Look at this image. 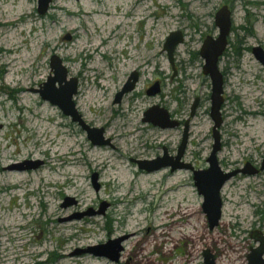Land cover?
<instances>
[{
  "label": "rangeland",
  "instance_id": "1",
  "mask_svg": "<svg viewBox=\"0 0 264 264\" xmlns=\"http://www.w3.org/2000/svg\"><path fill=\"white\" fill-rule=\"evenodd\" d=\"M223 6L232 10L233 25L219 60L225 100L217 159L231 172L264 160V64L252 50L264 49V0H52L45 15L39 0H0V264H205L206 255L215 264H250L264 236V171L226 183L220 224L211 229L193 170L147 172L138 162L166 151L176 156L190 120L182 160L195 169L209 166L213 84L200 49L208 36L218 37L215 16ZM175 31L185 40L174 70L163 49ZM52 56L79 80L77 110L92 128L104 129L110 144L91 143L77 122L41 97L38 89L54 75ZM134 70L141 76L135 91L116 104ZM156 81L161 92L149 96ZM155 105L179 127L144 122ZM103 160L128 167L127 181L117 180L116 166L103 170ZM24 162L41 164L10 168ZM145 176L153 178L145 184ZM165 209L175 215L158 232ZM134 217L141 220L135 237ZM120 246L119 262L96 255Z\"/></svg>",
  "mask_w": 264,
  "mask_h": 264
},
{
  "label": "water",
  "instance_id": "2",
  "mask_svg": "<svg viewBox=\"0 0 264 264\" xmlns=\"http://www.w3.org/2000/svg\"><path fill=\"white\" fill-rule=\"evenodd\" d=\"M52 0H39V13L45 15L49 10ZM215 24L220 30L217 38L208 36L204 41L203 46L200 49L201 56L205 60V65L203 68V73L210 75L213 88H212V107L211 116L214 121L213 125V137L215 142L212 146L213 151L211 155L207 158L209 166L203 169H195L190 163L184 162L182 158L184 157L187 147L190 141V120H188L184 125V132L182 136V141L178 147V153L176 156H169L168 151L165 152L163 157H159L157 160L149 161H138L139 166L142 170L147 172L160 170L161 168H171V171L187 169L193 170V178L197 186L198 192L204 197V210L208 214V220L210 223V228L214 229L219 225V221L222 217L223 201L221 198V190L225 184L235 177L237 174H250L256 175L260 171H264V160L259 168H255L250 163H248L244 169H236L235 171H225L221 169L219 164V159H217L218 153L222 150L221 142L222 137L220 135V130L223 124L222 107L224 103V74L219 70V59L226 52L225 50L229 46V36L232 33V10L223 6L217 11L215 16ZM185 40L182 31H175L171 33L164 45L163 52H167L169 56V61L173 65L175 70V51L178 45L183 44ZM256 58L264 64V49L261 47L252 48ZM51 69L54 75L48 77V82H45L41 89H38L43 100L52 102L54 105L58 106L62 112L72 119L73 122H77L82 129L88 133V137L91 143L96 145L110 144V139L104 137V129H99L91 127L86 121L83 120L80 112L77 110L76 101L74 97L79 93V80L75 77L68 78V69L63 64V60L57 56H52L50 61ZM140 76L139 72L134 70L129 76V79L122 87L123 89L118 92L115 96V103L121 104L124 100V96L135 91L136 84L139 82ZM161 92V86L158 81L152 85L151 88L147 90L149 96H156ZM199 100H196L192 105V110L190 113L191 117H194L198 109ZM144 122H149L156 127L162 129L176 128L179 127L180 121L171 117L169 110L160 105L152 106L148 109L144 115ZM3 126L0 125V131ZM41 163L24 162L20 165H14L13 168L31 169L32 167H37ZM97 175L94 178V185H97ZM262 240V245L259 248L253 249V253L249 255L250 264H264V239L260 236L257 240ZM124 238L117 240L118 244L123 241ZM114 240H110L109 244L114 243ZM109 245H101V247H108ZM122 247H118L114 251L109 252H97L96 255H104L109 259L119 262L120 252ZM205 264H215V260H210V256L206 255Z\"/></svg>",
  "mask_w": 264,
  "mask_h": 264
},
{
  "label": "bare ground",
  "instance_id": "3",
  "mask_svg": "<svg viewBox=\"0 0 264 264\" xmlns=\"http://www.w3.org/2000/svg\"><path fill=\"white\" fill-rule=\"evenodd\" d=\"M95 13V12H94ZM103 20H105V18L104 17H101L98 21H97V24H100V23H102L103 22ZM115 24V25H119L120 23H118L117 21H112L110 24ZM9 34V33H8ZM91 44V43H90ZM90 44H87V45H90ZM82 46L84 47V48H86L87 46H86V44L85 43H83L82 44ZM91 46H95V47H97V43L96 42H93L92 44H91ZM95 98H98V96H96V95H93L92 96V98H91V100L92 99H95ZM78 105V104H77ZM132 135V134H131ZM113 166H116L117 167V169H118V171H119V177L117 178V180L119 179V181H121V182H126L127 181V178H128V167L126 168V167H124L122 164H112V163H110L109 161H105V160H103V170H106V168H108V167H113ZM21 178V180H24V179H26L25 177H20ZM153 177H151V176H145L144 178H143V182L145 183V184H147V182L150 180V179H152ZM116 180V181H117ZM146 187V185L144 186V188ZM166 190L167 191H170L171 190V187H168V188H166ZM79 203H78V205L79 206H83L84 205V203H83V200H80V201H78ZM189 203V202H188ZM225 212L226 211H229V212H231V210H230V208H228V207H226L225 209ZM168 211V210H167ZM185 211H186V214H188L189 215V219H192L194 216L192 215V210H191V206L189 205V206H186V208H185ZM164 215L166 214V209L164 210ZM174 213V212H173ZM173 213H169L168 214V216H167V214L162 218V220L161 221H159L158 222V225L157 226H159V227H157V231L159 232V229H161V227L163 226V225H165L164 223H167V222H169L170 221V219H172V217L175 215V214H173ZM188 219V225L191 227V226H193V224H192V222H191V220H189ZM12 220H14V217L12 218ZM175 221L176 220H179L178 218H175L174 219ZM140 221L141 220H138L137 219V217H134V219L132 220V222H131V224H130V229H129V232L131 231L132 233H133V236L135 237V236H137L138 235V229H139V227H138V225L140 224ZM172 221V220H171ZM194 221V220H193ZM4 222L6 223L7 222V219H4ZM7 223H10V221H8ZM8 225V224H7ZM10 225V224H9ZM167 225V224H166ZM192 229V228H191ZM157 234H160V233H157ZM175 234H177V233H175ZM187 235H189L190 237L191 236H193V231H188L187 232ZM176 237V236H175ZM19 240H22V239H19ZM90 263L91 262H94L95 264H99V262L100 263H103V262H101V261H99V262H97V261H91V260H88Z\"/></svg>",
  "mask_w": 264,
  "mask_h": 264
},
{
  "label": "flooded vegetation",
  "instance_id": "4",
  "mask_svg": "<svg viewBox=\"0 0 264 264\" xmlns=\"http://www.w3.org/2000/svg\"><path fill=\"white\" fill-rule=\"evenodd\" d=\"M227 48H228V47H227ZM220 58H221V57H220ZM219 60H220V59H219ZM136 71H137V70H136ZM139 76H140V73H139ZM140 78H141V76H140ZM136 85H137V84H136ZM135 89H136V88H135ZM126 95H127V94H126ZM247 164H248V163H247ZM247 164H246V165H247ZM261 164H262V163H261ZM250 165H251V163H250ZM252 166H253V165H252ZM260 166H261V165H260ZM253 167H255V168H259V169H260V167H258V165L253 166ZM10 168H13V167H10ZM235 170H236V169H235ZM235 170H234V171H235ZM225 185H226V184H225ZM224 187H225V186H224ZM261 237L264 239V236L261 235ZM258 241H260V246H261V245L263 244V243H262V240L259 239ZM260 246H259V247H260ZM259 247H258V248H259ZM252 252H253V251H252ZM263 258H264V256H263ZM249 259H250V258H249Z\"/></svg>",
  "mask_w": 264,
  "mask_h": 264
}]
</instances>
